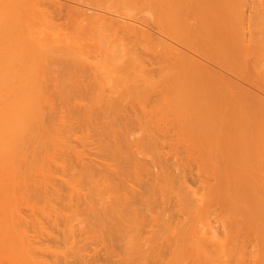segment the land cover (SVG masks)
Here are the masks:
<instances>
[{
	"label": "rangeland",
	"instance_id": "1",
	"mask_svg": "<svg viewBox=\"0 0 264 264\" xmlns=\"http://www.w3.org/2000/svg\"><path fill=\"white\" fill-rule=\"evenodd\" d=\"M99 1L101 2V5L102 4L104 5V7L107 4L113 6L112 8H110V10H112L114 8L113 10H115L117 12L119 11L118 14L116 13V15L121 14L123 16V14H127V15H130L131 17L132 16L138 17V16L145 15L146 12L148 14L150 13V11H148L150 8L147 7V6H149V4L147 5L146 0H99ZM239 1L240 0H234L235 8H233V10L231 11L230 17L232 20H236V21H237V19H238V21L242 20L241 18H243V20L245 19V21L247 19L250 21V25H247L248 28L246 25L244 26V28H243V26L241 27L239 25L238 26L232 25L231 27H228V29H226L225 32H223V34H225L226 40L224 39L225 44H223V45L225 46V49H224V51H222V54H221L222 57L221 58L223 59V62L225 64L231 63L232 67H233V64L236 65V69H237L238 73L244 72L245 76H250L251 81L253 80L252 82L255 83V86L257 84V87L252 88L251 86L247 85L246 83H241L240 81H238L237 79H235L231 75H228L224 71H222V70L220 71V69H218V70L225 77L231 79L232 81H236L238 83H241V85H243V87L251 89L254 92H257V94H259L261 92L257 88L263 87V85H264V23L261 24V22H260V21L264 20V0H249L251 3L248 0H246L247 2H245V0H244L243 3H245L244 4L245 6L242 5L243 7H241V5L239 4L240 6L237 7L238 9L240 8L241 14L238 12V9H236V6H237L236 3H240ZM251 4L252 5L255 4V5L252 6ZM259 4H260V9H259ZM250 5L253 8H251ZM111 6H109V7H111ZM248 7H249V9H247ZM258 9H259V11H258ZM113 10H112V12H113ZM242 11H243V15H244L243 17H242ZM113 14H115V12H113ZM127 15H126V18H129V16H127ZM247 15L248 16L250 15L249 16L250 18ZM45 17H46V19L42 18L39 15H31V19H27V15H25L23 12L15 13L14 10H12L7 4L0 5V77H1L0 83H1V85L3 83L2 81H5L7 78L5 85L0 86V119H1L0 125H3V126H0V139H1L0 140V236H6V235H7L6 237L12 236V238H13L12 240H14V236L16 235L15 240H14L15 242H16V237H19L18 235H20V233L22 234L23 232L26 235L28 234L29 237L33 236V235H37L38 237L41 236L43 238L44 237L49 238L50 241L46 242V244H48V246H49L50 250H52V252L54 251L53 252L54 255H56V253H57V252H55V249H56V251H58V254L61 250L60 255L57 254L58 256H52L51 251H49L51 254L49 252H48L49 254L47 253L48 255H46L47 256L46 260H48L50 264H51V262H53V260L57 262V263L53 262V264H58V263L60 264V261L64 262L63 261L64 258H65L66 264H79L80 260H78V257L80 258V256H84L85 254H86L85 256H88V254L90 256H94V258L93 257L89 258V256L86 257L87 259L88 258L90 259V260L88 259L89 261H87V262H86L87 259L86 260L84 259L87 264H114V263L119 264V263L115 262V261H118V260H116V258H118V256L115 257V253H114V256L112 257L113 260L111 261V259H110V261H109V258H107L108 260H106L102 251L100 252V250L103 248L102 247L103 245L101 244L102 243L101 242L102 241L101 236H103L105 238V236H107L108 233L107 232L102 233L101 231H98L97 232L98 234L101 233V234H99V235H101L99 237L100 240H99V238H97L99 241L96 240V238H95V237H98L99 235L92 237L94 235L93 233L95 231H93V233H92V231L90 229H92L94 227L93 225H95V228H96V224H94L95 221L93 219L94 217H92V216H94V214H93V212H91V210L89 209L87 204L85 202L83 203V198L80 197V195L83 196L82 194H84L85 197H88L90 199V200L88 199V201L91 202V200H92L93 203H94V201L99 202L100 200H102V199H98V198L102 197V195L100 197H98L97 190L100 189L99 187L104 188L103 183H102L103 184L102 186H99L101 184V181L99 182V180L100 179L102 180V178H101L102 174L103 173H104V175L106 174L103 171L108 169V168L105 167V169H104V167H103L104 170L102 171L103 172L102 173L101 172L102 166L97 167L98 166L97 165L95 168V165L92 166V164H91L92 162L96 163L95 161L100 160L99 155L96 153V147L99 146L101 142H102L101 145L104 144L103 140L100 138L101 137V135H99L100 132H98V129H96V128H100L103 132L105 130L104 133H106V132L108 133L109 128H110V132L112 130H114V131L118 130L119 132L121 131L122 134L120 133L119 137L121 135V137L124 140L122 139V141H121L122 143L121 142H119V143H121L123 145V143L128 142L129 144L126 143L124 145H128V146L132 147L130 149L131 151L128 149L131 154H132V152L134 153V150H137L140 152V153L138 152V154H137L138 156L136 155L137 157H135V158L132 157L135 155V153H134V155L132 154V156L130 155V153H128L129 157L131 156L132 158H134V160L138 159L140 163L138 164V162H136V165L131 166L132 168L131 167L127 168L126 167V165H127L126 159H128L129 157H127L125 159L127 153H126L124 148L126 146L124 147V145L122 146L120 144L122 147V148L120 147V149H122V150L124 149L123 151H125V153H126L125 157H123L124 160H126V162L123 163L124 160L122 162L121 161L120 162L122 164H124L125 167L128 169L127 171H129V172H127L125 169L126 172H122V169H123L122 168L121 172L123 174L126 173L124 175H127V177L130 176L131 178L133 177L132 176L133 173H136L138 175L139 179L137 177V181L140 182V186L137 189H141L140 191L142 192L143 191L142 189H144L145 186H146V188L151 187V188H148V190H151L152 195H153L155 190H156L155 189L156 187H153L155 185L154 183H157L156 185L159 186V188H160V185L162 187L164 186L163 187L164 189L166 188L165 190H163L165 192L164 193V192H162V190H160L162 188L159 189L157 187L156 191L159 193H155L157 195H154L155 197L152 196V198L149 199V200L153 199L152 201H150V204H149V201L147 199V202L151 206V209H150V206L147 205L149 210H146V211L149 212L151 210L152 214H154V217L156 216V220H151V222L148 221L152 217H150L149 215H146V211H145V215L143 214L144 211H142L143 213L141 212L142 213L141 215H140V213L136 212L138 214L139 219L145 220V223L141 224L143 226L140 227V225H139V228H138L139 231L138 232H136L138 229H137V227L135 229V225H134L137 223V220H138V219L136 220V217H137V216H135L136 214L132 215V213H131V215H127V214H129V212H127V208L125 210V207L122 208L123 212L118 209L122 213V215L124 214L126 219H128L129 217L132 220L134 219V222L131 220L133 223H130V221L128 222V224L130 223L131 226L130 225L127 226L128 224L125 223V225L129 229L123 230L125 227L124 228L121 227L120 223H119L121 230H120V227H118L119 230L118 229H116L117 231L115 230L116 232L114 231L115 228L112 230V232L115 236L111 233L112 237H110V239H112V238L115 239V240H113L114 243L112 242V245L114 244V247L115 248L117 247L116 249H113V250L114 251L116 250L117 251L116 253L119 254V256H120L119 261H121V262L123 261L122 259H120L121 256H123V257H126L127 264H128V258L127 257H129L130 259H134L136 256L132 257V255H136L137 252H139V251H141V253H142V250L149 252V250L152 251L154 249V247H155V249H157L156 247H158L160 250V247H162V246H160L159 243H161L163 241L165 242L164 239L167 238L168 236H169L168 238L171 237L169 239L170 243H171V240L172 239L174 240L173 236H175V240L176 239L179 240L177 237H179V235L182 234L183 232L184 233L186 232V234L192 235L193 232H191V231H193V229H192V228H194L193 225H195L196 223H193V225L191 223L192 222L191 220L193 218L192 216H194L193 212H191L193 210V208H192L193 204H192L189 196H187L188 193L186 194V193L182 192L183 193L182 195L185 197V198H183V199H185L184 201L186 202L185 204L187 205L185 207L190 209L189 212L191 213V215H189V212H188V210L186 211V209H185L186 212L184 211V213L178 212V209L181 207V204L183 205V202H184L183 199H181L180 204L178 201V196L181 197V193H180L181 190L179 188V184L177 185V183H179V176L178 175L180 174L179 170L183 169L182 171H184V172L181 174H186L185 175V176H187L186 178L189 179V177H191V175L189 174V172H190L189 170L191 169V172H192V170L194 171V169H195L194 167H196L195 164L197 163L196 161H198L199 159H201V157H203V155L199 157L198 153L200 150L198 149V146H199L198 144H200V143L196 144V142L199 141L198 138H200L199 134H201V132H202L201 130H203L204 127H205V129H207L206 127L208 126V124L205 122V120H203V122L206 123L207 126H206V124H204V126L202 124L203 127L201 129V126H200L201 124L198 125L200 122L198 123V121H197L199 119L197 117H195L196 114H193V112L191 111V109L194 106L193 107L191 106L192 107L191 108L189 106V104L183 100V96L181 97L182 94H181L180 90H178V93H177V90H175V89H174V92L176 91L175 93L172 91L170 92L168 90L170 88H171L170 90H172L173 87L170 84L169 85L171 87H169V85H168V87H166L168 84V79L165 82L164 78H163V77H165L166 73L162 68H158L159 65L158 66H157V64L155 65L156 62L154 63L153 68H152V65L150 66L147 63V62H149L147 59L142 61L143 56H145L147 58L146 53H144L143 52L144 50L141 49L143 46L140 47L138 45H133L132 43H129L126 41H114L113 39H111L113 42L112 41L109 42L110 39L109 40L103 39L100 35H98L97 37H90L87 35V33H88L87 31L82 32L81 30L72 27L71 22L68 19L66 20V18H62V19L52 18L50 20L49 16H45ZM239 17H240V19H239ZM246 17H248V18H246ZM253 20H254V23L256 22L255 25H252V24H254L252 22ZM134 24L136 26H139V27L141 26V25H137L136 23H134ZM249 26H250V28H249ZM142 27L143 26H141V28ZM142 29H144V28H142ZM227 30H229L228 33H226ZM239 30H240V32H239ZM236 32H237V34H236ZM244 32H246V33H244ZM235 36H236V39H235ZM224 46L222 48H224ZM143 48L145 49V47H143ZM217 50H222V49H220L218 47ZM242 53H243V56L245 57V59H244V57L240 56V55H242ZM143 54H145V55H143ZM218 54H219V52H218ZM221 55L219 54V59H220ZM216 56H218V55H216ZM2 58L3 59L5 58V59L3 60ZM243 59L245 60V62ZM154 61L155 60H153V62ZM75 63L77 64L76 66H75ZM239 68H240V70H239ZM4 71H5V74L3 73L4 75H2V72H4ZM6 73H7V75H6ZM8 74H9V76H8ZM2 76H4L5 78ZM68 78H69V80L72 79L71 81H72L73 85H70V84H72L71 81L67 82ZM262 78H263V80H261ZM64 79H65V81H64ZM73 80L75 83L73 82ZM262 81H263V83H262ZM170 82L171 81H169V83ZM76 83L80 84V86L77 85ZM163 83L164 84L167 83V84L164 85V87H163V85H162ZM258 83H260L261 85H258ZM45 87H46V89L43 90ZM77 87H78V89L79 88L82 89V93H83L82 98L84 97L83 100L86 101V103L88 102V104H90V102H91V104H93L92 101L95 99L93 96H96V94H98L97 96H99V95L101 96V97L99 96L98 98L96 96V100L99 101V100L103 99V101H100L101 103L104 102V103H102L101 107H104V105H105L104 110H106V111L102 110L103 108L100 109L102 111V113H104V114L99 113L100 112L99 111L98 114L99 115L101 114V115L100 116L97 115V116L99 118L100 117L103 118V116H104L105 120H106V118L107 119L111 118V120H109L110 121L109 125H107V127H106L108 129L107 130L103 129L101 127L102 125H100V127H98L100 124L99 122L102 121V123H103L104 119L103 120H102V118L97 119L96 118L97 116L94 117V119L97 120L96 121L97 123L94 121V119H93V121L95 124L94 123H92V124L88 123L91 126L92 130H91V128L88 127L89 125L88 126L86 125L87 123L85 124L82 121H80V122L85 124V126H83V124H82V126H80L81 123L76 121V119H79V118L74 117L71 121L72 126L69 127L70 129L68 127H66L67 130H65V131H66V133L68 132L67 135H65L66 133L63 130V128L59 127L60 125L57 126V128H56V124L53 123L54 124L53 125V124L49 123L50 124L49 125L47 123V124H44L43 126L40 125L41 127L45 128V129H41L38 126L41 129L40 130L36 126L38 129L37 131H39V133L41 134V135H39V133H38L40 138H36V140L38 139L40 141V143H39V141H37V142L31 141V142H34V144L35 143L37 144V145H35L36 148L32 149L35 147L34 144L32 143L34 147H32V146L30 147L28 145L29 142H27L28 144L25 143V145H28V146H25L27 148L24 149V151H23L22 145H21L23 143V141L21 140L22 141L21 142L19 140L20 137L16 131V126H15V122H14V118H16V117H14V116H18V113L23 112V110H24V112H25V110L27 112L30 111V109H28L25 106L27 104L26 103L27 102L26 96H28L27 94H30L31 92L33 94H36L39 98V101H36V103L35 102H33V103L36 104L35 106H38V102H40L39 104H40L41 110H43L42 109V103H43V108L47 104V102H45L46 104L44 105V102L41 101L43 99V98L41 99V97H44L43 93H44V95L46 93H47V95L49 94L50 97L52 94L53 95L55 94L56 97L54 95V98H56V100H57V97H59L58 96L59 93H60L59 94L60 97H62V98L66 94H67L66 97L67 96L69 97V95H70V99H71V97H72L71 93L73 94L74 93L73 91H76L74 89H76ZM83 87H85V88H83ZM33 88H36V89L34 90ZM37 88H39V90ZM40 88H42V89H40ZM166 89H167V91H166ZM260 89H262V88H260ZM46 90H47V92H46ZM63 90H64V93H63ZM86 90L88 91L89 94L87 93V95H84ZM28 91H31V92L28 93ZM33 91L34 92L36 91V93H34ZM39 91L42 92V94ZM50 91H52V92H50ZM19 92H21V95H22V93L26 92V93H24V98L21 97ZM18 93H19V96H18ZM176 93L179 94V96L178 95L176 96ZM39 94H41V95L39 96ZM261 95H263V94L261 93ZM88 96H90L91 98ZM20 97H21V99L23 98L24 101L22 100L23 101L22 103H25V104H21ZM50 97H47V98H50ZM178 97H180L184 102H182L181 99ZM100 98H102V99H100ZM58 99H59V101L61 100L60 98H58ZM91 99H92V101H91ZM43 101H44V99H43ZM59 101H56V102L59 103ZM62 101H64V100H62ZM71 101L72 100L69 101L67 99V102L71 103ZM84 101H83V103H84ZM105 101H110V102H108V104H111V105L107 106V104H105ZM53 102H55V99L53 100ZM58 103H56V104H58ZM179 103H181V104H179ZM186 104H188V105H186ZM66 105L68 107L67 103H66ZM190 105H192V104H190ZM65 106H63V107H65ZM106 106L111 107L112 109H110V108L106 109L107 108ZM20 107L21 108L24 107V108L21 109ZM47 107H48V105H47ZM53 107H54L53 110H55V108L57 109L58 105H57V107H56V105H54ZM59 108L60 107H58V109ZM62 109L68 110L70 108H62ZM113 109L115 112L112 111ZM46 110L47 109L45 107V111L43 110L44 113L47 112ZM49 110L50 111H48V112H51V109H49ZM71 110H69L68 112H70ZM76 110L82 111V108L81 107L78 108V106H77ZM76 110H74V111L76 112ZM107 110H108V112H107ZM193 111L196 112L195 109ZM65 112L68 113L67 111H65ZM183 112L185 113V115H183L184 114ZM105 113L106 114L110 113L109 114L110 117H107L108 115L106 116ZM46 114H48V113H46ZM179 114L180 115L182 114L184 117L186 116L187 118L186 117L185 118L188 119V122L186 119H184V117H182V115L180 117ZM190 114L195 115L194 117L197 120L196 119L194 120L193 117H190ZM45 115H43V116H45ZM54 115H55V113H54ZM78 115H80V114L75 113V116H78ZM92 116L93 115H91V117ZM11 117H12V119H11ZM184 120H186V121H184ZM193 120H194V122H193ZM1 121H2V123H1ZM93 121H91V122H93ZM106 121H108V120H106ZM76 122L78 123V124H76L77 126L74 124ZM180 122H182V125H180ZM12 123H13V125H12ZM193 123H195V124H193ZM106 124H108V123L104 122L103 126H106ZM6 125H7V127H6ZM45 125L47 126V128ZM93 125H95L96 128ZM186 126H188L189 129ZM48 127H50V128H48ZM58 127L60 128V130L62 128V134L60 131H59L60 133H58ZM86 127H87V129H86ZM79 128H80V130H79ZM93 128L95 129V131ZM195 128H197V129L200 128L201 130L198 129L200 133ZM10 129H12V130H10ZM185 129H186V131H185ZM41 131L43 132V134ZM47 131H48V133H47ZM55 131H57V132L55 133ZM118 131H117V135L119 133ZM11 132H13L14 134ZM95 132H97V133H95ZM196 132H198V137H195L197 134ZM207 132H208V130H207ZM73 133H74V135H73ZM86 133H88V134H86ZM57 134H59V135L57 136ZM60 134L63 135V137ZM204 134H205V132H203L202 135H204ZM5 135H6V137H4ZM84 135L86 137V138L84 137L85 141L83 139H80V137L83 138ZM59 136L62 137V139L60 137L61 142L59 140H58V142H56V139H57L56 137H58V139H59ZM3 137L5 140L3 139ZM13 137H15V138L13 139ZM26 138H28V137H26ZM51 138H53V139H51ZM109 138H110V136H109ZM109 138L105 137V139H107V140L104 142H106L107 145H110L109 143L111 142V139H109ZM42 139H44V140H42ZM100 139H101V141H100ZM27 140L29 141V139H27ZM32 140H33V138H32ZM49 140H51L53 143H51ZM25 141H26V139H25ZM78 141L79 142L81 141L82 143L81 142L79 143ZM107 141H109V142H107ZM184 141H185V143H184ZM257 142H258V144H262L260 141V138L257 139ZM18 143L19 144L21 143V144L19 145ZM23 145H24V143H23ZM186 145L188 146V148ZM196 145H197V147H196ZM17 146H18V148H16ZM110 146H108V147H110ZM117 147L119 148V146H117ZM120 149H118V150H120ZM192 149H194L195 151ZM18 150L19 151L22 150L21 152L23 154L21 152H19L20 155H19V153L17 155ZM53 150H55V151H53ZM33 152L34 153L36 152L35 155H37V156L35 158L34 157L31 158L33 155ZM120 152H121V150H120ZM194 152L195 153L197 152V153L195 154ZM205 152H207V151H205V149H203V153L206 155ZM201 153H202V151H200V154ZM13 154L16 156H14ZM117 155L118 154H116V156ZM120 155H122V154H120ZM50 157L53 158V161H48L49 159L52 160ZM76 158H77V160H76ZM80 158L82 161L81 162L82 166H80L78 164V163H80ZM205 159H206V157L202 160V162L207 161ZM119 160H120V158H119ZM119 160H118V162H119ZM90 161H91V163H90ZM129 161H130V159L128 160V164L130 165ZM54 162L57 165H54ZM84 162H85V165H87L88 164L87 162H89L88 166H90V167L92 166L91 167V169H93L92 172H89L90 167L86 171H85V169L82 170ZM121 163H119V164L123 167V165ZM119 164H116V166ZM134 164H135V162H134ZM203 164H207V162L202 163V166H206ZM113 167H115V166H113ZM53 169L55 172H53ZM56 169H58V170L56 171ZM94 170H95V173L97 171L100 172V173L98 172L97 174L100 175L101 177L96 175L98 178L100 177L99 180H96L94 178V176H95ZM123 171H124V169H123ZM263 171H264V168H263ZM78 172H80L81 174L83 172L84 175L86 172L87 176H88V173H90V174L93 173V175H92L93 179H91V177H92L91 175H90L91 177L88 176L89 177V179H88V177L85 178L86 175L85 176L81 175ZM187 172H188L189 177L187 175ZM74 173L77 174L76 178L77 177L79 178L77 181L75 180L76 178H74L75 177ZM128 173H129V176H128ZM107 174L112 176V177H110V179L113 180L112 173L110 174L108 171ZM19 175H21V176L24 175V177H29L28 178L29 180H27L26 186L23 187V189L19 188L21 192L18 190L17 187H16L17 188L16 189L14 187V185H12V183L10 182L11 177L13 180V178H15L16 176H19ZM80 175L83 177H81ZM60 176H61V180L59 181ZM72 176H74V177H72ZM50 177H52L51 179H53L54 181H52V180L49 181ZM80 177H81V179H80ZM105 177L109 180L108 176H104V180H102V182L105 180H106V182L108 181ZM55 178H56V181H55ZM115 178L116 177L114 176V180H115ZM133 178L131 180H133ZM42 179H45L43 181L46 182L47 184L44 183L43 181H41ZM57 179H58V181H57ZM62 179H64L63 181H65V182H67L66 180H68V182H67L68 184L74 183V185L71 184L72 187H74V189L72 187H71L72 190L69 189L71 185L68 187V184L63 182ZM94 179L98 183H100L97 186L98 187L97 190L95 188L96 186L93 187L96 184L93 183L94 185L92 184V186H91V183L93 181L95 182ZM69 181H70V183H69ZM137 181L134 180V182H137ZM158 181H160L164 185H162ZM50 182H53V183H50ZM108 182H110V183H108ZM108 182H107L108 183L107 187L111 188L112 192L114 190H116L117 187L120 186V184H121V183H119L117 185V187H113V189H112L113 185H111V183H113V182H111L110 180ZM128 182H129V180H128ZM134 182H131L133 184H131L130 182L128 184L133 186V187H136L134 185ZM9 183H11L12 186ZM75 183L77 185L78 184L79 185L77 186V185H75ZM114 183H115V181H114ZM44 184H45V186H44ZM115 184H117V183H115ZM151 184L152 185L154 184V185L152 186ZM47 185L51 186V188H48L49 186H47ZM52 185L55 187H52ZM147 185H150V186L147 187ZM190 185L192 187L195 186V184L193 185V183H191ZM41 186H43V187H41ZM105 186H106V184H105ZM137 186H138V183H137ZM40 187H41V189L42 188L43 189L41 190ZM44 187L45 188L47 187L46 188L47 190H45V193H44ZM52 188H55L56 191ZM103 188H102V190L104 191ZM121 189H122V184H121ZM53 190H54V192H53ZM74 190L76 192H77V190L79 191V194H80L79 198H80V201L82 199L83 206H81L82 205L81 202L77 203V201H76V203H74L75 199L79 200L78 196H76V192L73 193ZM146 190L144 189V191H146ZM70 191L72 192L71 194H69ZM117 191H119V189ZM122 191L120 193H123ZM151 191H150V193H151ZM177 191H179L178 195H177ZM18 192H19V194H18ZM105 192L107 193V190L104 191V193ZM124 192H125V190H124ZM146 192H148V196L146 195ZM146 192L145 193L142 192V193L145 194V197L147 196V198H150L149 196H151V194L149 193V191H146ZM104 193H103V196L104 195L107 196L109 194V193L108 194H106V193L104 194ZM160 193H162L163 195L167 194V196H168L167 199L169 201L166 200V198H165L166 196H165V197H163V199L165 198V200H166L165 203H163V202L160 203V200L163 201V199L158 200V198L161 197V196H159V195H161ZM20 194H21V196L19 197ZM96 194H97V196H96ZM69 195L72 198L69 197ZM157 196H158V198H157ZM186 196H187V198H186ZM65 197H66V199H65ZM180 197H179V200H180ZM68 199H71V200L69 201ZM84 200H86V199H84ZM72 201H73V203H72ZM89 202H87V203H89ZM97 202H95V203H97ZM167 202H168V204H166ZM190 202H191V205H190ZM67 203H68V205H67ZM101 203H102V206L105 205L104 201H101ZM103 203H104V205H103ZM151 203L153 205H151ZM74 204H75V206L77 204V207L81 206L79 208L80 210L79 209L77 211H75L76 209L72 210L73 208H75L73 206ZM85 204H86V208L88 207V213L86 212V214H84L85 211L87 210L85 208ZM70 205L73 206V208ZM161 205H163V207ZM166 205H168L167 208L165 207ZM188 205L191 206V208ZM139 206L140 205H138V207ZM84 208L86 210H84ZM145 208H147V207H145ZM145 208L143 205L140 206V209H142V210H144ZM164 208H166V209H164ZM82 209H83V215H82ZM163 209H164V211H163ZM183 209H184V207H183ZM155 210H157V211H155ZM158 210L160 212H158ZM89 211L91 212V214ZM155 213H156V215H155ZM185 213H186V215H184ZM152 214L150 213L151 216H152ZM187 214L189 216L190 221L188 220ZM89 215H91V216H89ZM112 215H114V214H112ZM80 216H81V218H80ZM82 217L83 218L88 217V218L84 219L85 220L84 221ZM90 217L93 219V221H91ZM77 218H78V220L82 219L81 221H83V223L80 222V224H82V225H80L81 229H79V225H78L79 221L77 220ZM182 218L183 219L185 218L189 222L186 223V220L185 219L183 220ZM130 219H128V220H130ZM165 219L167 220V223L162 224V222H164ZM181 219L183 220V222H181L179 225L178 221H181ZM194 220H195V218H194ZM89 221L92 222L93 225H89V224H92V223H88ZM154 221H155V224H154ZM156 221H157L158 225L154 226V225H156ZM18 222H21V223H18ZM175 222L176 223L178 222L177 223L178 227H177ZM23 223H25V224H23ZM152 223H153V226L155 228H151V227L149 228V230L152 231V233H151V232H149V230H145V228L148 229L149 226H152ZM211 223H212V221H211ZM181 224L184 226L186 225V226L182 227ZM188 224L191 225L192 228ZM212 224H214V223H212ZM125 225H122V226H125ZM133 225H134V227H133ZM159 225L160 226L166 225L170 229L168 227L165 229L164 226H161L162 227L161 228ZM196 225H198V222ZM196 225H195V227L198 228V226H196ZM91 226H93V227H91ZM158 226H159V229H158ZM180 226H181L182 230L180 229ZM95 228H94V230H95ZM185 229H187V231ZM158 230H159V234L162 235V236L161 235L159 236V234H158V238H160V241L157 238ZM163 230L166 232L165 234H164V232L160 233ZM167 230H168V233H171L169 231L172 230L171 235L167 233ZM195 230H198V229L195 228L194 231ZM207 230L205 229V231H207ZM108 231H111V229ZM196 232L197 231H195L194 234ZM146 233H148V234L150 233L149 236L145 237ZM137 234H138V236H137ZM125 235L127 237H128V235L130 237H133L134 240H133V238L130 239L129 237H128L129 239H126L127 237ZM21 236L22 235H20V237ZM37 236H35V237H37ZM116 236H119V237H116ZM150 236H151V238H148ZM141 238L143 240L145 239L144 241L146 243L143 240H141ZM156 238H157V240H156ZM188 238H189V240H191L190 237H188ZM146 239H147V241H146ZM149 239L151 240L150 243L148 241ZM152 239L153 240L155 239V240L153 241ZM7 240L8 239H6V241ZM189 240H187V241H189ZM134 241H135V245L133 244ZM7 242H9V241H7ZM128 242H132V243H128ZM176 242H178V241H176ZM6 244H8V243H6ZM10 244L12 245V242ZM10 244H8V245H10ZM173 244L174 245H171V247L173 246L172 248H176V246L179 245L177 243V245L175 246L174 241H173ZM8 245H7V247H8ZM133 245L135 247L136 246L137 247L135 248ZM141 245H143V246H141ZM149 245L151 246V248ZM187 245H188V243H187ZM33 247H34V245H33ZM119 247H120V249H119ZM132 247L136 249V252H135V249H134V251L132 250ZM6 248H5V250H7ZM172 248H171V250H172ZM97 249L98 250L100 249L99 253L95 252V250H97ZM159 250H157V251L155 250V252H158ZM4 251L1 250L0 254H2ZM191 252H193V251L191 250ZM4 253L2 254V256L4 255ZM6 253H8V252L6 251ZM134 253H136V254H134ZM141 253L139 252V254H141ZM189 254L192 255L190 252H189ZM36 255H38V254L36 253ZM63 255L65 256L64 258L62 257ZM60 256H61V258H59ZM165 256H167V255H165ZM172 256H173V253H172ZM55 257H56V259H55ZM192 257H193V255H192ZM62 258H63V260H62ZM0 259H1V257H0ZM126 260L124 259V263ZM173 260H174V256H173ZM134 261H136V259H134ZM82 262H84V261H82ZM131 262H132V264H134L133 260ZM131 262H129V263H131ZM27 263L28 262H26V263H23L22 261L20 262V264H27ZM122 263H120V264H122ZM173 263H174V261H173ZM185 263L190 264V259H189V261L187 259V262H185ZM191 264H193V263L191 262Z\"/></svg>",
	"mask_w": 264,
	"mask_h": 264
},
{
	"label": "bare ground",
	"instance_id": "2",
	"mask_svg": "<svg viewBox=\"0 0 264 264\" xmlns=\"http://www.w3.org/2000/svg\"><path fill=\"white\" fill-rule=\"evenodd\" d=\"M146 2H147V5L149 4V6H147V7L150 8L148 10V11H150V13L148 14L146 12L147 14L145 13V15L138 16V17L137 16L131 17L130 15L123 14V13L122 14L124 17L121 14L116 15V13L118 14L119 11L117 12V11L113 10L114 8L112 10H113V12H115V14H113L112 10H110V8H112L113 6L107 4L108 6L105 5V7H104L103 4H102L103 6L101 5V2L99 0H0V5L7 4L12 10H14L15 13L23 12L25 15H27V19H31V15H39L44 19H46L45 16H49L50 20L52 18H56V19L66 18V20L68 19L71 22L72 27L77 28V29L81 30L82 32L87 31L88 32L87 35L90 37H97L98 35H100L103 39H106V40L110 39L109 42L112 41L111 39H113L114 41H126L129 43H132L133 45L145 47L146 50L143 47L141 49L144 50L143 52L146 53L147 58L145 56H143V55H145V54H143L142 55L143 56L142 61L147 59L149 61L147 63L150 66L152 65V68H153L154 63L156 62L155 65L156 64H157V66L159 65L158 68H162L165 71L166 74H165V77H163V78H164L165 82L168 79V84L163 83L162 84L163 87L166 84H167L166 87H168V85L170 84L173 87L172 90H170L171 88L168 89L170 92L171 91L174 92V89H175V90H177V93H178V90H180V92L182 94V95L181 94L180 95H181V97L183 96V100L186 103H188L190 107L194 106L193 108L191 107L192 108L191 111L193 112V114H196V116L193 114H190V117H193L194 120L196 119L195 117H197L199 119V120H197V119L196 120L198 121V123L200 122L198 125L201 124L200 125L201 129L204 126V124H206V123L208 124V126L206 124L207 129H205V127L203 128V130L198 128L202 132H201V134H199L200 135V138H198L199 141L196 142V144L200 143V144H198L199 145L198 149L200 151H202V153H203V149H205V151H207V152H205L206 153V155H205L204 153L200 154V151L198 150L199 151V153H198L199 157L203 155V157L204 156L206 157L205 160H207V161L202 162V160L205 157L204 158L201 157V159L196 161L197 162L195 164L196 167H194L195 168L194 171L192 170L193 173L191 172V169L189 171L192 174L188 171L189 174L191 175V177H189L188 172H187L189 179L186 178L187 177V176H185L186 174H181L184 171H182L183 169L182 170L180 169L181 171L179 170L180 174L178 175L179 176V183H177V185L179 184V188L181 190L180 191L181 197L178 196L179 204H180L181 199L185 198L182 195L183 194L182 192H184L186 194L188 193L189 195L187 194V196H189V198L193 204L192 205L193 210L191 212H193L194 216H192L193 218L191 220L192 221L191 223L193 225V223L197 224V222H198V225L195 224L196 226H198V228L195 227V225H193L194 228H192V226L188 224L193 229V231H191V232H193V234L191 233L192 235L186 234V232L185 233L183 232L182 234L179 233L180 235H179V237H177L179 240H177V239L175 240V236H173L174 240L172 239L171 243L169 240L171 237L168 238L169 237L168 236L167 237L168 239L163 238L165 240V242L164 241L161 242L162 244L164 243L163 245L161 243H159L160 246H162V247H160V250L158 247H156L157 249H155V247H154V249L156 251L159 250L158 252H155V250L153 248H152L153 250L152 251L149 250V252L142 250V253H141V251H139L141 254H139V252H137V254L134 253L136 255H132V257L136 256L134 258V259H136V261H134V259H130L129 257H127L128 258V264H132V262H131L132 260H133L134 264H186L185 262H187V259H188V261L190 259V264H191V262L193 264H264V171H263V168H264V97H263L264 96V85H263V87L257 88L263 94V95H261V93H259L261 96L259 94H257V92H254L251 89L243 87V85H241V83H246L247 85L251 86L252 88H256L257 84L255 86V83L252 82L253 80L251 81L250 76H245L244 72L242 73L240 71L241 73H238V71L236 69V65H234L232 63L233 64V67H232L231 63L225 64L223 62V59L221 58L222 57V55H221L222 51H224V49H225V46L223 45V44H225V42H224L225 34H223V32H225L226 29H228V27H231L232 25H237V26L239 25L241 27L243 26V28H244L245 25L246 26L250 25V21L247 19L245 21V19L243 20V18H241L242 20H240V21H238V19H237V21L231 19V17H230L231 11L233 10V8H235V2H236V1L234 2V0H146ZM239 2L240 3H236V5H237L236 9H238L237 8L238 6L241 5V7H243L242 5L245 4V3H243L244 0H242V1L240 0ZM245 2H247V1L245 0ZM251 5H250V7H251ZM253 5H255V4H253ZM109 6H111V7H109ZM251 8H253V7H251ZM247 9H249V7ZM259 9H260V4H259ZM259 9H258V11H259ZM238 12L239 13L241 12L240 8L238 9ZM126 15L129 16V18H126ZM243 16L244 15H243V11H242V17ZM248 17H246V18H248ZM239 19H240V17H239ZM263 21H260L261 24L264 23ZM252 22L254 23V20ZM134 23H136L137 25L143 26L142 28H144V29H142L141 26L140 27L136 26ZM255 23L252 25H255ZM247 28H248V26H247ZM249 28H250V26H249ZM228 31L229 30H227L226 33H228ZM239 32H240V30H239ZM244 33H246V32H244ZM236 34H237V32H236ZM235 39H236V36H235ZM222 45L224 46V48H222L223 47ZM218 47L222 50H217ZM218 52L221 55L220 59H219ZM216 55H218V56H216ZM240 56L244 57L243 53ZM244 59H245V57H244ZM153 60H155V61L153 62ZM244 62H245V60H244ZM76 65L77 64L75 63V66ZM218 69H220V71L221 70L224 71L228 75H231L232 77H234L235 79H237L241 83H238L236 81H232L231 79L225 77L224 75H222L220 73V71ZM239 70H240V68H239ZM5 71L2 72V75L5 74ZM6 75H7V73H6ZM8 76H9V74H8ZM2 77H4V76H2ZM69 78H68L67 82L72 80V79L69 80ZM6 80H7V78H6ZM6 80L2 81L3 83H2V85L0 83V86L5 85ZM261 80H263V78ZM64 81H65V79H64ZM169 81H171V82L169 83ZM73 82H74V80H73ZM71 83H72V81H71ZM262 83H263V81H262ZM70 85H73V83ZM77 85L80 86V84H77ZM170 85H169V87H171ZM258 85H261V84L258 83ZM78 87L76 89H74L76 91H73L74 92L73 94L71 93V96H72L71 99H70V95H69V97L68 96L66 97L67 94L63 98L60 97L59 92H58L59 97H57V100H56V98H54L55 94L54 95L52 94L50 97L49 94L47 95V93H46L44 95V93H43L44 97H41V99L43 98L44 101H43V99L41 101L44 102V105L46 104L45 102H47V104L43 108V103L41 102L42 103V109L45 111V107H46V109H47L46 113H48V114L50 113L49 115L44 113L43 110H41V107L39 104L40 102H38V106H35L36 105L35 103H36V101H39V98L36 94H33L31 91H28V93L29 92H31V93L27 94L28 96H26L27 97L26 98L27 104L25 106L28 109H30V111L28 110L29 112H27L25 110V112H24V110H23L24 113L21 112V113H18V116H14V117H16V118H14V122H15V126H16V131L20 137L19 140L20 141L22 140L24 143V145H23V143L22 144L20 143L22 145L23 151H24V149L27 148L25 146L29 145L30 147L31 146L34 147L35 145H37L36 143L34 144V142H31V141H35V142L39 141L38 139L36 140V138H40L39 135H41V134L39 133V131H37L38 130L37 127L39 126L41 129H45V128L41 127L40 125L43 126L44 124H47V123L48 124L54 123V124H56V128H57V126L60 125L59 127H62L63 130L65 131V130H67L66 127L69 128L72 126L71 121L74 117L79 118V119L75 118L76 121L79 123H81L80 121H82L85 124L87 123L86 124L87 126L89 124L94 123V121L95 122L97 121L94 119V117L99 115L98 114L99 111H100L99 113H102V111L100 109L103 108L102 110H104V107H105V105H104V107H101L102 103H104V102L101 103L100 101H103V99L100 98L102 100L97 101L96 96L98 94H96V96H93L95 99L93 101L91 99L93 104H91V102H90V104H88V102L86 103V101L83 100L84 97L82 98V96H83L82 89L79 88L80 89L79 90ZM83 88H85V87H83ZM260 88H262V89H260ZM33 89L35 90L36 88H33ZM37 89L39 90V88H37ZM40 89H42V88H40ZM45 89H46V87L43 90H45ZM87 90L85 91L84 95H87V93H88ZM166 91H167V89H166ZM46 92H47V90H46ZM50 92H52V91H50ZM19 93L21 95V92H19ZM19 93H18V96H19ZM24 93H26V92H24ZM24 93H22V95H21V97H23V98H24ZM34 93H36V91ZM40 93L42 94V92H40ZM63 93H64V90H63ZM177 93H176V96L177 95L179 96V94H177ZM41 94H39V96ZM99 96H97V98ZM21 97H20L21 104H25V103H22L24 100H23V98L21 99ZM47 97H50V98H47ZM55 97H56V95H55ZM88 97H90V96H88ZM58 98H60L61 100L59 101ZM178 98H180V97H178ZM54 99H55V102H53ZM67 99L69 101L72 100L71 103L67 102ZM62 100H64L65 102ZM183 100L181 99L182 102H184ZM56 101H59V103ZM83 101H84V103H83ZM33 102H35V103H33ZM108 102H110V101H105V104H107V106H110L111 104H108ZM56 103H58V104H56ZM66 103L68 104V107H67ZM181 103H179V104H181ZM188 104H186V105H188ZM190 104H192V105H190ZM47 105H48V107H47ZM54 105H56V107L58 105V107H60V108L58 109V107H57V109L55 108V110H53ZM62 105L63 106L66 105V106L63 107ZM77 106H78V108L81 107L82 111H79V110L77 111L76 110ZM23 108H21V109H23ZM48 108L51 109V112H48V111H50ZM62 108H70V109H68V110L64 109L63 110ZM109 108L112 109L111 107H107L106 109H109ZM114 109L112 110L113 112H115ZM194 109L196 110V112L193 111ZM69 110H71V111L68 112ZM74 110H76V112ZM65 111H67L68 113H66ZM104 111H106V110H104ZM107 112H108V110H107ZM54 113H55V115H54ZM75 113L80 114V115H78L79 117L75 116ZM102 114H104V113H102ZM109 114L110 113L106 114V116L108 115L107 117H110ZM43 115H45V116H43ZM91 115H93V116L91 117ZM181 115H180V117H181ZM183 115H185V113ZM183 115H182V117H184ZM185 117H184V119L187 118V117L186 118ZM96 118L100 119L102 117L99 118L97 116ZM11 119H12V117H11ZM93 119H94V121H93ZM103 119H104L103 123H102V121L99 122L100 124L98 127H100V125H102L101 127L103 129L107 130L108 128H106V127H107V125H109V123H110L109 120H111V118L110 119L106 118V120H108V121H106L104 116H103L102 120ZM186 120L188 122V119H186ZM186 120H184V121H186ZM194 120H193V122H194ZM203 120H205L206 123H204ZM91 121H93V122H91ZM77 122L74 124L75 125L78 124ZM104 122L108 123V124H106V126H103ZM1 123H2V121H1ZM83 123H81L80 126H82ZM85 124H83V126H85ZM193 124H195V123H193ZM202 124H203V126H202ZM12 125H13V123H12ZM180 125H182V122H180ZM0 126H3V125H0ZM93 126L95 127V125H93ZM6 127H7V125H6ZM59 127H58V133L61 132V134H62V128L60 130ZM88 127L91 128L90 125ZM186 127L188 128V126H186ZM46 128H47V126H46ZM48 128H50V127H48ZM86 129H87V127H86ZM96 129H98V132H100V134L99 133L98 134L101 135V137L100 136L99 137L103 140L104 144L101 145V143H102L101 142L100 145L96 147V153L99 155L100 160L95 161L96 163H94V162L91 163V161H90V163L92 164V166L95 165V168L97 165H98L97 167L102 166L101 172L105 169V167L108 169L103 171L106 173L105 175L102 172L103 173L102 177L97 174L99 171H97L95 173V170H94L95 176L96 175L100 176L102 178V180H104V176H108L109 180L111 182H113V183H111V185H113L112 189H113V187H117V185L119 183L122 184V189H121V184H120V186H118L117 189L115 188L116 190H114L112 192L111 188L107 187L108 183H110V182H108L109 180L106 177L105 178L108 180L107 181L108 183L106 182V180L102 182L100 177L98 178L97 176L96 177L94 176V178L96 180L100 179L99 182L101 181V184L98 183L94 179L95 182L92 180L93 182L91 183V186L93 183L96 184V185L93 184L94 185L93 187L96 186L95 188L97 190L98 184H100L99 186H102L104 184L103 185L104 188L99 187L100 189L97 190L98 197H100L102 195V197H100V198L97 197L98 199H102L99 201L100 203L97 201H94V203H93L92 200H91L92 203L89 202L88 201L89 198L85 197L84 194H82L83 196H81L79 194L78 190H77V192L74 190L73 193L76 192V196H78V198L80 195V197L83 198V203L85 202L87 204V206L89 207V209L91 210V212H93V214H94V216H92V217H94L93 219L95 221L94 224H96V228L92 222H90V221L88 222V223H92L89 225L94 226V227L91 226V227H93L92 228L93 230L90 229L92 231V233H93V231L96 232V233L95 232L93 233L94 235L92 237H95V236L101 234V233L98 234L97 233L98 231H101L102 233H104V232L108 233V235L105 236V238L101 235H99L98 237H95L96 240H98L97 238H99L100 236L102 237V239H101L102 243L101 244L103 245L102 246L103 248L101 250L99 249L100 252L102 251L106 260H108L107 258H109V261H110V259H111V261L113 260L112 257L114 256V253H115V257L118 256V258H116V260L119 261V257H120L119 254L116 253L117 252L116 250L115 251L113 250V249H116L117 247L115 248L114 244L112 245V242L114 243L113 240H115V239L114 238L110 239V237H112L111 233L113 234L112 230L114 228H115L114 231L116 229L119 230L118 227H120V226L123 228L125 227L123 230L129 229L127 226H129L130 223L134 222V219L133 220L130 219L129 216H128L129 217L128 219H130V220L126 219L124 214L122 215V213L120 211H122V208L125 207V210L127 208V212H129V214H127V215H131V213H132V215L136 214L135 215V216H137L136 220L137 219L138 220L136 223L137 225L134 224L135 229H136V227L138 229L139 225H140V227L143 226L141 224L145 223V220L139 219L137 213H140V215H141L143 213L142 211H144L143 214L145 215V211L149 210L148 206H150L149 205L150 201L153 200V199L152 200H149V199H151L152 196L155 197L154 195H157L155 193H159L156 191L157 187L159 188V186L156 185L157 183H154L155 184V185L153 184L154 186L151 184L153 187H156L155 188L156 190L153 188L155 190V192L153 191L154 192L153 195H152V191L148 190V188H151V187H148L150 185H147L148 188H146V186H145L144 189L145 190L147 189L146 191H149V193L151 191V193H150L151 196H149L150 198H147L148 192H146V191H144V189H142L143 190L142 192H144V193L146 192L147 196L145 197V194H143L140 191L141 189H137L140 186V182L137 181L138 175L136 173H133L132 176L134 178L132 177L133 180H131L132 178L129 176V173H128L129 177H127V175H124L126 173H124V174L122 173V172H126L128 170L127 169L128 167L136 165V162H138V164L140 163L138 159L134 160V158L138 156L137 154L139 151L134 150L135 155L132 152V154L134 155V156H132V154L130 153V151H131L130 149L132 147H130L128 145H124L128 142L123 143L124 147L128 146L127 148L126 147L124 148L127 155H126L125 151H123L124 149L123 150L120 149V147L122 145L121 141L123 139L121 137V135L119 137V134L120 133L122 134L121 131L119 132L117 130L119 132L117 135V131L112 130L110 132V128H109L110 133L109 132L104 133L105 130L103 132L100 128H96ZM195 129H197V128H195ZM10 130H12V129H10ZM79 130H80V128H79ZM91 130H92V128H91ZM199 130H198V132H199ZM207 130H208V132H207ZM94 131H95V129H94ZM185 131H186V129H185ZM56 132L57 131H55V133ZM198 132H196L197 133L196 136L194 135L195 137H198ZM203 132H205L204 135H202ZM11 133H13V132H11ZM38 133H39V135H38ZM47 133H48V131H47ZM65 133H66V131H65ZM67 133L65 135H67ZM95 133H97V132H95ZM42 134H43V132H42ZM86 134H88V133H86ZM58 135L59 134H57V136ZM73 135H74V133H73ZM85 135L83 136V138L79 136L80 139L84 140ZM61 136L63 137V135H61ZM61 136H59V139H58V137H56L57 139L55 138L56 142H58V140L60 141ZM109 136H110V138H109ZM4 137H6V135ZM4 137H3V139H4ZM26 137H28V138H26ZM62 137H61V139H62ZM105 137L111 139V142L109 143L110 145L112 144L111 146L107 145V143L104 142L107 140V139H105ZM14 138L15 137H13V139ZM32 138H33V140H32ZM259 138H260V141L262 144H258L257 139H259ZM25 139H26V141H25ZM27 139H29V141ZM51 139H53V138H51ZM101 139H100V141H101ZM42 140H44V139H42ZM49 141L51 143H53L51 140H49ZM27 142H29V144ZM107 142H109V141H107ZM119 142H121V143H119ZM25 143L28 145H25ZM32 143L34 144V146ZM39 143H40V141H39ZM184 143H185V141H184ZM108 146H110V147H108ZM117 146H119V148ZM196 147H197V145H196ZM16 148H18V146ZM35 148H36V146L32 149H35ZM187 148H188V146H187ZM118 149H120L121 152ZM55 150H53V151H55ZM192 150H194V149H192ZM21 151L22 150H20V151L18 150V152L16 151L17 155ZM35 153L33 152V155L31 158H33V157L35 158L37 156V155H35ZM119 153L122 155H120ZM128 153H130V155L134 158H132L131 156L129 157ZM116 154H118V155L116 156ZM19 155H20V153H19ZM125 155H126V157H125ZM14 156H16V155H14ZM123 157H125V159L127 157H129L128 159H126L127 162H126V160H124ZM119 158H120V160H119ZM51 159L52 160L49 159L48 161H53V158H51ZM117 159L119 160V162ZM129 159H130V161H129L130 165L128 164ZM76 160H77V158H76ZM120 161L121 162L123 161V163L126 162L127 168ZM55 162H54V165H57V164H55ZM81 162L82 161L80 158V163ZM134 162H135V164H134ZM204 162L205 163L207 162V164H203L206 166H202V163H204ZM80 163H78V164L80 166H82V163L81 164ZM87 163L89 164V162H87ZM119 163H121L123 165V167ZM88 164L85 165V162H84L82 170L85 169V171H86L90 167V166H88ZM116 164H119V165H117L118 167L116 166ZM113 166H115V167H113ZM91 167L89 169L90 171L88 170L89 172H92V170H93V169H91ZM103 167H104V169H103ZM122 168L124 169V171ZM121 169H122V172H121ZM125 169H126V171H125ZM57 170L58 169H56V171ZM107 170L109 171L110 174L112 173L113 180L110 179V177H112V176L107 174L108 173ZM53 172H55L54 169H53ZM83 172H82V174L80 172H78V173H80L81 175H84ZM127 172H129V171H127ZM74 175H75V177L74 176H72V177L76 178L77 174L74 173ZM85 175H84L85 178H87L88 176L91 177L93 175V173H91V174L88 173V176H87V173L85 172ZM114 176L116 177L115 180H114ZM81 177H83V176H81ZM81 177H80V179H81ZM89 177H88V179H89ZM28 178L29 177H24V175L23 176L19 175V176H16L15 178H13V180L11 177L10 182L12 183V185H14L15 188L17 187L18 190L20 191V189H23V187L26 186L27 180H29ZM51 178L52 177H50L49 181L50 180L54 181ZM78 179L79 178L77 177L75 180L77 181ZM91 179H93V176L91 177ZM138 179H139V177H138ZM43 180H45V179H42L41 181H43ZM60 180H61V176H60L59 181ZM63 180L64 179H62V181ZM128 180L130 183L134 182V180L137 181V182H134V185L136 187L129 185ZM55 181H56V178H55ZM57 181H58V179H57ZM66 181L68 182V180H66ZM114 181L117 184H115ZM63 182H65V181H63ZM67 182H65V183H67ZM158 182L161 183L160 181H158ZM11 183H9V184L11 185ZM44 183H46V182H44ZM50 183H53V182H50ZM69 183H70V181H69ZM137 183H138V186H137ZM191 183H193V185L195 184V186L192 187L190 185ZM71 184H68V187ZM105 184H106V186H105ZM131 184H133V183H131ZM72 185H74V183ZM72 185L70 186L69 189H71ZM75 185H77V184L75 183ZM162 185H164V184H162ZM44 186H45V184H44ZM47 186H49V185H47ZM41 187H43V186H41ZM41 187H40V189H41ZM52 187H55V186L52 185ZM163 187L160 185V188H162V189L159 188L160 190H162V192H164L163 190L166 189V188L164 189ZM46 188L44 187V193H45V190H47ZM48 188H51V186H49ZM72 188L74 189V187H72ZM102 188L104 189V191L107 190V193L105 192L106 194L109 193L107 196H105V195L103 196L104 191L102 190ZM52 189L55 190V188H52ZM118 189H119V191H117ZM123 189L125 190V192ZM54 190H53V192H54ZM121 191L123 193H120ZM178 192L179 191H177V195H178ZM71 193L72 192L70 191L69 194H71ZM18 194H19V192H18ZM21 194L19 195V197L21 196ZM97 194H96V196H97ZM160 194L161 195L158 194L159 196H161L160 198H158V196H157L158 200L163 199V197H165V196H166L165 197L166 200H168L167 194H165V195H163L162 193H160ZM187 196H186V198H187ZM69 197H71V196L69 195ZM179 197H180V200H179ZM165 198L163 199V201L160 200V203L161 202L165 203V201H166ZM65 199H66V197H65ZM84 199H86V200H84ZM147 199L149 201V204L147 202ZM68 200L70 201L71 199H68ZM184 200L185 199H183V201ZM76 201H77V203L78 202L82 203V199L80 201V198H79V200L75 199L74 203H76ZM86 201L89 203H87ZM101 201H104L106 206L104 205V203H103L104 206H102ZM95 202H97V203H95ZM191 202H190V205H191ZM72 203H73V201H72ZM83 203L81 206H83ZM152 203H151V205H153ZM185 203L186 202L184 201L183 202L184 206L181 204V207L178 209L179 213H184L185 209H186V211L188 210V212H189L190 209L185 207V206H187ZM86 204H85V208H86ZM137 204L140 206L143 205L144 208L145 207H147V208L142 210L143 208L140 209V206L138 207ZM166 204H168V202ZM67 205H68V203H67ZM73 206L75 208H73ZM73 206H71L73 208L72 210L76 209L75 211H77L81 207V206L77 207V204H76V206H75V204ZM161 206L163 207V205H161ZM88 207L86 208L87 210L84 208V210H86L84 214H86V212L88 213ZM165 207L167 208L168 205H166ZM183 207H184V209H183ZM189 207L191 208V206H189ZM166 208H164V209H166ZM150 209H151V206H150ZM164 209H163V211H164ZM155 211H157V210H155ZM91 212H90V214H91ZM158 212H160V211L158 210ZM150 213L152 214L151 210L149 212L146 211V215H149L150 217L153 218V219L150 218V220H148V221L151 222V220H156V216L154 217V214H152V216H151ZM112 214H114V215H112ZM82 215H83V209H82ZM155 215H156V213H155ZM184 215H186V213ZM189 215H191L190 212H189ZM89 216H91V215H89ZM187 216H188V214H187ZM80 218H81V216H80ZM87 218H83V220L87 219ZM194 218H195V220H194ZM93 219L91 218V221H93ZM182 219H181V221H178L179 225L181 222H183V220L185 218L183 220ZM77 220H78V218H77ZM81 220L82 219L78 220L79 221V224H78L79 229H81L80 225H82V224H80V222L83 223V221H81ZM188 220L190 221L189 216H188ZM188 220H186V223L189 222ZM129 221H130V223L128 224ZM165 221L162 222V224L167 223L166 219H165ZM211 221L214 224H212ZM18 223H21V222H18ZM119 223H120V226H119ZM125 223L128 225L126 226ZM177 223H176V225H177ZM23 224H25V223H23ZM154 224H155V221H154ZM122 225H125V226H122ZM134 225H133V227H134ZM157 225L158 224L156 221V225H154V226H157ZM166 225L165 226L161 225V226H164L166 229L168 227ZM152 226H153V223H152ZM152 226H149L148 229L145 228V230H149L150 227L155 228L154 226L153 227ZM159 226H158V229H159ZM181 226L183 227L184 225L181 224ZM181 226H180V229L182 230ZM121 227H120V230H121ZM177 227H178V225H177ZM94 228H95V230H94ZM195 228L198 230H195L197 232L194 234ZM110 229H111V231H108ZM205 229L206 230L208 229V230L205 231ZM185 230L187 231V229H185ZM138 231H139V229L136 232H138ZM149 232L152 233L151 230H149ZM163 232H164V234L166 233L164 230L161 231L160 233H163ZM169 232L172 233V230H170ZM167 233H168V230H167ZM171 233H168V234L171 235ZM147 234L148 233H146L145 237L149 236L150 233L148 235ZM158 234H159V230L157 232V238H158ZM20 235H22V236L20 237ZM20 235H18L19 237H16V242L14 241L16 235L14 236V240H12L13 239L12 236H8V237H6L7 235L6 236H0V251L1 250L4 251L5 248L7 247V245L10 244L11 242L13 245V246L11 244L8 245V247L6 248L7 250L4 251L5 253L3 252L4 253L3 256H2L3 253L0 254L1 255L0 256L1 257L0 264H20L21 261L23 263L28 262L29 264H50L49 261L46 260L47 259L46 255H48L50 253L49 251H51L52 256L60 255L61 250L58 254V251H56V249H55V252H57V253H56V255H54V253H53L54 251L52 252V250H50L48 244H46V242L50 241L49 238H47V237L43 238L41 236L38 237L37 235H33V236L29 237V235L27 234L28 235L27 236L24 232L22 234L20 233ZM160 235L161 234H159V236ZM35 236H37V237H35ZM137 236H138V234H137ZM116 237H119V236H116ZM128 237L130 239L133 238V237H130L129 235H128ZM128 237L126 239H129ZM188 237H190L191 240H189ZM142 238H141V240H143ZM148 238H151V236ZM157 238H156V240H157ZM6 239H8L7 241H9V242L11 241V242L10 243L7 242ZM158 239L160 241V238H158ZM99 240H100V238H99ZM133 240H134V238H133ZM187 240H189V241H187ZM146 241H147V239H146ZM148 241H149V243L151 242L150 239ZM173 241L175 243V246L177 245V243L179 244L176 246V248H172L173 246L171 247V245H174ZM176 241H178V242H176ZM6 243H8V244H6ZM128 243H132V242H128ZM187 243H188V245H187ZM133 244L135 245V241ZM33 245H34V247H33ZM141 246H143V245H141ZM135 248L132 247V250L134 251ZM150 248H151V246H150ZM171 248H172V250H171ZM119 249H120V247H119ZM99 250L97 249V250H95V252L99 253ZM191 250L193 252H191ZM6 251L8 253H6ZM135 252H136V249H135ZM189 252L193 255V257H192V255L189 254ZM36 253L38 255H36ZM172 253L174 256V260H173ZM64 255L62 256L63 258L65 257ZM85 255L80 256V258L78 257V260H80L79 264H87L86 262L90 260L89 258H92V257L94 258V256H90L88 254V256H89V258H88L89 260H88L86 258L88 256H85ZM165 255H167V256H165ZM59 258H61V256ZM63 258H62V260H63ZM55 259H56V257H55ZM84 259L85 260L87 259L86 262ZM120 259H122L123 260L122 262L124 263V259L126 260V257L121 256ZM63 261L64 262L60 261V264H66L65 258ZM82 261H84V262H82ZM118 261H115V262H117L119 264L122 263L121 261H119V262ZM173 261H174V263H173ZM53 262L57 263L54 260H53ZM53 262H51V264H53ZM129 262H131V263H129ZM114 264H116V263H114ZM124 264H127V260L125 261Z\"/></svg>",
	"mask_w": 264,
	"mask_h": 264
}]
</instances>
